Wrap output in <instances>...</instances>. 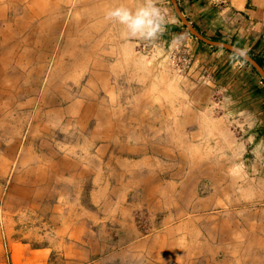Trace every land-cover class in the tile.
Wrapping results in <instances>:
<instances>
[{"label":"rangeland","instance_id":"rangeland-1","mask_svg":"<svg viewBox=\"0 0 264 264\" xmlns=\"http://www.w3.org/2000/svg\"><path fill=\"white\" fill-rule=\"evenodd\" d=\"M182 1L158 0L163 30L136 39L132 59L154 45L161 52L128 81L127 59L112 51L121 26L105 13L141 0H0L1 264L248 257L249 224L264 223V62L249 44L238 50L255 65L203 42V15ZM234 36L221 40L235 48ZM144 140L139 154L119 149ZM144 175L160 180L145 191ZM258 234L264 239V224Z\"/></svg>","mask_w":264,"mask_h":264},{"label":"crops","instance_id":"crops-1","mask_svg":"<svg viewBox=\"0 0 264 264\" xmlns=\"http://www.w3.org/2000/svg\"><path fill=\"white\" fill-rule=\"evenodd\" d=\"M127 2H128V5L130 6H136L137 4L140 3V0H127ZM182 2L186 6H188L189 10H193L192 13L196 14L195 16H198V14L203 15L204 18L202 20L205 21V24L202 30L206 29V32L203 33V38L211 40V41L223 42L221 38L225 39L226 35L227 36L235 35L234 37L239 38V42H236V43L234 42L235 48L242 50L244 52H249L248 49L244 48L246 44H249L250 46H248V48H253L252 51L256 52L255 54L257 56L254 57V59L256 61L264 62V0H183ZM220 2H222L223 3L222 5L224 6V8L220 10L221 12L218 9V7L220 8L221 6L217 5ZM188 20L190 23H193L195 18L192 17V14H191V17H189ZM215 32L218 34V36H221V37L216 38ZM116 36L120 38L119 40L120 42H119V45L117 46L118 40L117 41L115 40L113 53L116 56L121 55L123 59L124 56H123L122 46L123 47L126 46V43L128 41H126L121 36V29L119 30V35H116ZM133 41L135 40H132L130 42L135 44L136 41L135 42ZM133 49H135V47H133ZM197 55L198 57H201V56L207 55V53H205V50H203L197 53ZM129 58L131 59L127 60L124 63L121 62L123 64L120 66L121 68H123V72L127 71L125 72L123 77L125 76L124 80L126 79L128 81L133 78V75H136L133 73H129V70L137 68L136 66H133L132 54ZM137 69L143 70L144 66H138ZM107 77L108 76H104L102 78L105 80L107 79ZM100 79L99 81H101ZM101 83L103 84L102 81ZM117 85L118 83L116 81H113L112 86H117ZM102 86H104V84ZM135 88L140 89V86H137ZM128 99L129 98H126L125 100L128 101ZM97 111H98V117H102L103 111L99 109ZM107 126L108 127H106L105 129L110 130L112 128L110 124ZM125 127L126 126H123V129H127ZM119 128L117 129V131L119 130ZM111 134H113V130H111ZM111 134L110 135L108 134L109 137L112 136ZM144 141L145 143L139 142V143H136L135 145L122 144L121 147L119 146V149L126 150L131 154L133 153L139 154V152L141 151L143 152L144 149L145 151L147 150L146 140ZM108 145L109 144H106V146ZM144 158H146L145 164H147L146 161L148 163L151 161V159L146 155L143 157V160ZM143 160L142 162H144ZM146 177L147 176L144 175L142 179L139 180L140 182L146 181L145 183H143L144 189L145 187H149V185L146 184L147 181L148 183L154 182L156 184V182H159L160 180L157 176L156 177L150 176L149 179H147ZM263 224H264L263 222L258 223L257 221L250 222L249 226H250V229L252 230V233L249 234L250 235L249 241L247 242V244H245V246H247L245 252H247L248 257L243 261V263L241 262V264H264V239L259 238V234H258L259 231L263 230ZM257 242H260V244L263 247L257 248V246H255ZM218 259H221V258H218ZM224 262L226 261L224 260ZM228 263L231 264L230 262ZM215 264H222V263L221 261L219 262L215 261Z\"/></svg>","mask_w":264,"mask_h":264},{"label":"clouds","instance_id":"clouds-1","mask_svg":"<svg viewBox=\"0 0 264 264\" xmlns=\"http://www.w3.org/2000/svg\"><path fill=\"white\" fill-rule=\"evenodd\" d=\"M167 9L158 6V0H141L137 7L124 2L109 8L105 19L121 26V36L126 41L136 39L154 41L163 30Z\"/></svg>","mask_w":264,"mask_h":264},{"label":"bare ground","instance_id":"bare-ground-1","mask_svg":"<svg viewBox=\"0 0 264 264\" xmlns=\"http://www.w3.org/2000/svg\"><path fill=\"white\" fill-rule=\"evenodd\" d=\"M63 1V0H62ZM20 2V1H19ZM25 2V1H24ZM28 2V1H27ZM30 2H32V1H30ZM81 2V1H80ZM32 4V3H31ZM1 5V4H0ZM63 5V4H62ZM25 6V5H24ZM39 6V5H38ZM37 6V7H38ZM36 7V8H37ZM0 9H1V7H0ZM40 9V8H39ZM42 9V8H41ZM20 10V9H19ZM24 10V9H23ZM75 10V9H74ZM2 13V12H1ZM6 13V12H5ZM24 13V12H23ZM44 14V13H43ZM23 15V14H22ZM46 16V15H45ZM1 17V16H0ZM28 17V16H27ZM32 17V16H31ZM36 17V16H35ZM5 18V17H4ZM24 19V18H23ZM40 19V18H39ZM22 20V19H21ZM76 20V19H75ZM14 21V20H13ZM41 22V21H40ZM25 23V22H24ZM3 26V25H2ZM46 26V25H45ZM5 28V27H4ZM50 28V27H49ZM7 29V28H6ZM71 31V30H70ZM62 32V31H61ZM74 35V34H73ZM67 36V35H66ZM27 38V37H26ZM63 38V37H62ZM40 39V38H39ZM87 39V38H86ZM84 40V39H83ZM133 42H135V41H133ZM174 42V41H173ZM118 43V42H117ZM46 44H47V42H46ZM165 44V43H164ZM1 45V44H0ZM119 44H117V46H118ZM154 45V44H153ZM37 46V45H36ZM167 46V45H166ZM133 47H135V44L134 43H132V42H130V41H128L127 43H126V46H122V50H123V58H126L127 60H129V59H131V58H129L130 56H131V54L133 53V54H135L134 53V50H133ZM148 47V46H147ZM174 47V46H173ZM21 48V47H20ZM125 49V50H124ZM26 50V49H25ZM25 50H23V51H25ZM36 50V49H35ZM29 51H31V50H29ZM72 51V50H71ZM113 51V50H112ZM108 52V51H107ZM161 52V48H160V46L159 45H154L153 47H152V49L150 50V52L149 53H147V54H140V55H138L136 58H134V59H132L133 61V66H136L137 68H138V66H150L152 63H153V58L154 57H156V55L157 54H159ZM22 53V52H21ZM142 53V52H141ZM27 54V53H26ZM63 54V53H62ZM61 54V55H62ZM119 54V53H118ZM121 54V53H120ZM42 55V54H41ZM166 55V54H165ZM20 56V55H19ZM63 56V55H62ZM120 56V55H119ZM132 56H134V55H132ZM36 57V56H35ZM47 57V56H46ZM169 56H167V58H168ZM17 58V57H16ZM42 58H44V57H42ZM160 59V58H159ZM11 60V59H10ZM30 60V59H29ZM38 60V59H37ZM62 60V59H61ZM16 61H17V59H16ZM172 61H173V59H172ZM26 62V61H25ZM155 62V61H154ZM156 64V63H155ZM37 66V65H36ZM162 66V65H161ZM167 66V65H166ZM171 66V65H170ZM38 68V67H37ZM136 68V69H137ZM145 68V67H144ZM169 68V67H168ZM163 69V68H162ZM161 69V70H162ZM185 69V68H184ZM160 70V71H161ZM13 71V70H12ZM136 71H138V69L136 70ZM143 71V70H142ZM149 71V70H148ZM168 71V70H167ZM4 72V71H3ZM118 72V71H117ZM162 72V71H161ZM46 73V72H45ZM167 73V72H166ZM151 74V73H150ZM164 74H165V70H164ZM174 74V73H173ZM38 75V74H37ZM147 75V74H146ZM178 75V74H177ZM93 76V75H92ZM137 76V75H136ZM151 76H152V74H151ZM173 77V76H172ZM179 77V76H178ZM44 78V77H43ZM146 78V77H145ZM144 78V79H145ZM148 79H149V77H147ZM12 79V78H11ZM18 79V78H17ZM155 79V76H153V80ZM157 79H159V78H157ZM18 81V80H17ZM154 81H156V79L154 80ZM163 81V80H162ZM168 81V80H167ZM176 82V81H175ZM154 84H155V82H154ZM177 84V83H176ZM8 85V84H7ZM28 86V85H27ZM31 87V86H30ZM162 89H164V91H166V92H168L169 90L172 92L174 89H172V87L171 86H169L168 84H163L162 85ZM170 87V88H169ZM29 88V87H28ZM38 88V87H37ZM153 88H157L155 85L154 86H152V90H153ZM158 89V88H157ZM2 90V89H1ZM154 91V90H153ZM169 91V92H170ZM28 92V91H27ZM82 92V91H81ZM33 94V93H32ZM10 95V94H9ZM41 95V94H40ZM12 96V95H11ZM74 99V98H73ZM135 99V98H134ZM2 100V99H1ZM103 100V99H102ZM156 100V99H155ZM22 102V101H21ZM72 102V101H71ZM149 102V101H148ZM76 103V102H75ZM74 103V104H75ZM216 103V102H215ZM115 104V103H114ZM182 105V104H181ZM81 106V105H80ZM1 107V106H0ZM10 107V106H9ZM111 107V106H110ZM72 108H73V105H72ZM113 108V107H112ZM77 109V108H76ZM80 109V108H79ZM199 109V108H198ZM42 110V109H41ZM40 112V111H39ZM119 113V112H118ZM166 113V112H165ZM192 113V112H191ZM77 115V114H76ZM75 116V115H74ZM64 117V116H63ZM173 117V116H172ZM106 118V117H105ZM100 119H102V118H100ZM168 119V118H167ZM206 120H208L209 121V123L211 124V126L213 127V128H218V124H217V122H215V120H214V118L213 117H208V118H206ZM149 121V120H148ZM147 121V122H148ZM189 121H190V119H189ZM92 125V124H91ZM92 127V126H91ZM113 129V128H112ZM219 129V128H218ZM223 129V128H222ZM108 131V130H107ZM221 131L223 132V130H219V132L218 133H221ZM120 134V133H119ZM222 135H223V133H222ZM226 135L227 134H225V137H226ZM115 136V135H114ZM221 136V135H220ZM221 139H223V137L221 138ZM64 143V142H63ZM13 145V144H12ZM71 145V144H70ZM127 145V144H126ZM188 145V144H187ZM195 145V144H194ZM110 146V145H109ZM188 147H190V148H192L193 149V145L192 144H190L189 143V145H188ZM207 148V147H206ZM211 148V147H210ZM209 148V149H210ZM130 149V148H129ZM208 149V148H207ZM108 150V149H107ZM128 150V149H127ZM131 150V149H130ZM141 150V149H140ZM215 150V149H214ZM6 151V150H5ZM109 151V150H108ZM210 151V150H209ZM136 152V151H135ZM211 152V151H210ZM73 153V152H72ZM85 153V152H84ZM104 153V152H103ZM91 154V153H90ZM210 154H212V153H210ZM122 156V155H121ZM98 157V156H97ZM127 157V156H126ZM66 158V157H65ZM145 160H146V158H144V163H145ZM168 160V159H167ZM171 161V160H170ZM97 162V161H96ZM184 163V162H183ZM144 168H145V170H150V168H149V166H144ZM242 168V167H241ZM243 169V168H242ZM246 170V169H245ZM233 171V170H232ZM101 172V171H100ZM169 173V172H168ZM135 175V174H134ZM141 176V175H140ZM152 179V178H151ZM145 180H147V179H145ZM155 180V179H154ZM151 181V180H150ZM146 182V181H145ZM145 182H143V183H145ZM154 183V182H153ZM152 183V184H153ZM157 183V182H156ZM147 184V183H146ZM171 186V185H170ZM138 187V186H137ZM169 187V186H168ZM142 188V187H141ZM146 188V187H145ZM149 190V187H147V189L145 190V191H148ZM152 192V191H151ZM144 193H146V192H144ZM181 194V193H180ZM140 195V194H139ZM142 195V194H141ZM144 198V197H143ZM178 198V197H177ZM153 199V198H152ZM149 200V199H148ZM151 200V199H150ZM200 202V201H199ZM172 203H175V202H172ZM121 205V204H120ZM173 207V206H172ZM175 207V206H174ZM178 207V206H177ZM171 212V211H170ZM172 214V213H171ZM179 215V214H178ZM180 216V215H179ZM175 218V217H174ZM175 219H177V217L175 218ZM206 219V218H205ZM212 220V219H211ZM214 222V221H213ZM183 223V222H182ZM127 224V223H126ZM225 224V223H224ZM172 225V224H171ZM212 226V225H211ZM213 228V227H212ZM215 230V229H214ZM210 231V230H209ZM209 235V234H208ZM221 235V234H220ZM126 236V235H125ZM227 237V236H226ZM164 238V237H163ZM179 238V237H178ZM140 240V239H139ZM94 244V243H93ZM158 245V244H157ZM161 245H162V242H161ZM95 246V245H94ZM131 246V245H130ZM82 247V246H81ZM136 247V246H135ZM155 247V246H154ZM130 248V247H129ZM92 249V248H91ZM24 250V249H23ZM28 250V249H27ZM85 251V250H84ZM22 252H24V251H22ZM25 253V252H24ZM81 253V252H80ZM88 254V253H87ZM91 255V254H90ZM4 262V261H3ZM28 262V261H27ZM37 262V261H36ZM1 264V263H0Z\"/></svg>","mask_w":264,"mask_h":264},{"label":"water","instance_id":"water-1","mask_svg":"<svg viewBox=\"0 0 264 264\" xmlns=\"http://www.w3.org/2000/svg\"><path fill=\"white\" fill-rule=\"evenodd\" d=\"M190 30H191L192 33H194L195 35H197V34H196L191 28H190ZM197 36H198V35H197ZM198 37H199L202 41L207 42V43H209V44H211V45L219 46V47H224V48H227V49H229V50H232V51L238 53L239 55L243 56L245 59L249 60L250 63H253V64L255 65V62H254V61L250 60L245 54H243V53H242L241 51H239L237 48H233V47H231L230 45L225 44V43H223V42L211 41V40L205 39V38H203V37H201V36H198ZM258 69H259V68H258ZM262 75H263V74H262Z\"/></svg>","mask_w":264,"mask_h":264},{"label":"trees","instance_id":"trees-1","mask_svg":"<svg viewBox=\"0 0 264 264\" xmlns=\"http://www.w3.org/2000/svg\"><path fill=\"white\" fill-rule=\"evenodd\" d=\"M259 64H260V62L259 61H257Z\"/></svg>","mask_w":264,"mask_h":264}]
</instances>
